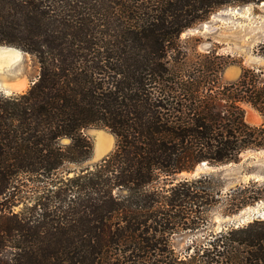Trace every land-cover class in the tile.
Returning a JSON list of instances; mask_svg holds the SVG:
<instances>
[{
  "label": "trees",
  "instance_id": "16d2710c",
  "mask_svg": "<svg viewBox=\"0 0 264 264\" xmlns=\"http://www.w3.org/2000/svg\"><path fill=\"white\" fill-rule=\"evenodd\" d=\"M262 2L0 0V46L39 66L27 91L0 92V264H264L260 218L176 251L173 237L224 202L223 181H170L264 150V123L249 124L244 107L264 115V66L225 81L226 57L193 59L181 38L222 7ZM93 126L115 148L76 171L93 155ZM226 196L233 214L264 187Z\"/></svg>",
  "mask_w": 264,
  "mask_h": 264
},
{
  "label": "rangeland",
  "instance_id": "374dc122",
  "mask_svg": "<svg viewBox=\"0 0 264 264\" xmlns=\"http://www.w3.org/2000/svg\"><path fill=\"white\" fill-rule=\"evenodd\" d=\"M240 7L241 9H238ZM231 8L239 10L241 15H234L232 10H230ZM181 38L189 41L187 44L190 48L189 57L193 59L198 54L208 53L209 50H215L217 54L226 57L231 65L225 69L223 78L225 81H234L240 76L243 67L264 66V63L255 64L249 60L250 57L254 56L264 58L258 53L259 46L264 44V7L261 4L222 7L215 11L208 20L183 33ZM20 51L22 52V59L10 70L0 72V84L26 83L27 89L24 91H27L32 82L35 79L37 80L39 66L34 56L22 50ZM0 92L2 93L1 87ZM244 107L246 120L249 124L258 126L264 123V115L250 105H245ZM84 133L93 143V155L84 163L70 166L76 171L99 163L114 150L116 145L115 136L105 127H89L85 129ZM65 142H68V140H65ZM230 163L215 165L209 163L212 165L210 166L211 168L201 171L199 175H194L192 171L198 164L190 172H181L170 177V181L176 183L180 180L194 179L205 174H215L216 177H221L223 181L221 194L224 202L221 201L208 212L209 222L198 230L193 232L185 230L173 237L172 243L179 253L183 252L193 241L204 240L207 233H217L230 226H243L255 219H264V197L252 204H248L237 213L229 214L224 212L227 203L226 194L237 187L251 183L254 190L263 189L264 150H247L240 155L238 161ZM160 185L170 187L174 184L163 185V181H161ZM192 251L193 249L190 250V252Z\"/></svg>",
  "mask_w": 264,
  "mask_h": 264
},
{
  "label": "bare ground",
  "instance_id": "6f19581e",
  "mask_svg": "<svg viewBox=\"0 0 264 264\" xmlns=\"http://www.w3.org/2000/svg\"><path fill=\"white\" fill-rule=\"evenodd\" d=\"M261 6L264 7V2L261 3ZM230 10H232L234 15H241L240 11L237 10L236 8H231ZM21 59H22V52L20 50L14 48V47L0 46V72H3L5 70H10ZM0 87L2 89H4L6 92H9V93L11 91L24 92V90L27 89V84L26 83H24V84L23 83H18V84H16V83L15 84H6V83H4V84H0ZM230 165H231V163H230ZM248 210H250V209H248ZM237 220H238V218H237Z\"/></svg>",
  "mask_w": 264,
  "mask_h": 264
},
{
  "label": "water",
  "instance_id": "95a60500",
  "mask_svg": "<svg viewBox=\"0 0 264 264\" xmlns=\"http://www.w3.org/2000/svg\"><path fill=\"white\" fill-rule=\"evenodd\" d=\"M238 9H241L238 8ZM1 46H7V45H1ZM8 47H11V46H8ZM249 60L252 62V63H255V64H263L264 63V58L262 57H257V56H254V57H250ZM36 80V79H35ZM35 80L32 82V84L35 82ZM1 91L2 93L6 94V95H12V94H16L18 92L16 91H11L10 93L9 92H6L4 89L1 88ZM210 165L208 162H202L201 164H199L192 172L194 175H199L201 173V171L207 169V168H211Z\"/></svg>",
  "mask_w": 264,
  "mask_h": 264
}]
</instances>
